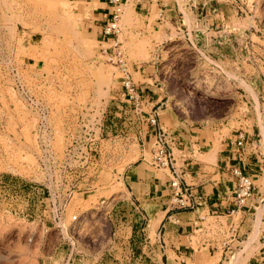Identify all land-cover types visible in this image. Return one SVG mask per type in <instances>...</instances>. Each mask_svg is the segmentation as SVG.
I'll return each instance as SVG.
<instances>
[{
	"label": "rangeland",
	"instance_id": "obj_1",
	"mask_svg": "<svg viewBox=\"0 0 264 264\" xmlns=\"http://www.w3.org/2000/svg\"><path fill=\"white\" fill-rule=\"evenodd\" d=\"M143 4L140 0L108 4L106 11L119 8L120 13L117 31L103 40L90 27V7L83 1L0 0V184H4L0 188V264H61L70 249L65 243L69 237L83 264H93L112 250V230L106 217L97 213L98 200L113 196L117 206H126L125 173L137 165L153 168L147 128L139 136L130 125L126 143L119 131L123 124L114 113L133 110L123 97L125 74L120 61L142 91L140 109L149 113L162 103L157 109L159 126L170 137L185 139L201 133L219 144L239 130H249L254 133L250 150L264 158V84L259 73L264 0H151ZM165 8L166 15L160 16ZM239 80L249 85L256 99ZM19 85L49 111L58 153L74 114L99 110L114 115L118 130L114 140L102 144L99 164L89 180L95 190L74 194L62 230L23 215L25 196L16 179L24 184L39 182L41 177L36 164V116L17 91ZM195 157L213 163L196 151ZM260 200L264 197L254 206L255 223V217L248 216L247 225L236 229L239 239L231 242V253L225 254L220 246L227 237L223 219L208 218L204 228L191 236V245L197 249V242L210 236L217 242L215 253L196 250V259L187 264H249L259 241H264ZM82 212L91 214L90 224L72 231L70 217ZM239 218L234 217L237 228ZM217 220L223 224L219 233L213 229ZM153 225L147 229L153 260L138 264L162 263L159 247H154ZM131 243L138 255L140 246ZM168 258L169 264L176 260L170 253Z\"/></svg>",
	"mask_w": 264,
	"mask_h": 264
},
{
	"label": "built area",
	"instance_id": "obj_2",
	"mask_svg": "<svg viewBox=\"0 0 264 264\" xmlns=\"http://www.w3.org/2000/svg\"><path fill=\"white\" fill-rule=\"evenodd\" d=\"M122 1L108 0L109 4L113 3L116 5H120ZM119 13V8L110 12V20L101 29L103 40L117 31L116 21ZM160 16H162V11H160ZM259 38L263 44L261 45L262 57L260 58L261 69L259 73L264 84V33H260ZM120 64L125 74L122 83L124 89L123 97L126 100L125 102L129 103L133 108L131 112L130 110H117L114 113L117 115L118 120H121V124H123L119 129L123 133V141L125 143L129 142L128 133L132 124L138 129L139 136H141L142 126L143 128L152 129V137L149 142L152 160L150 165L159 170L169 171L171 176L169 182L171 206L176 210L194 208L195 204L190 199V189L187 185L183 184L180 173L175 167L172 151L175 139L170 137L159 126L157 109L162 106V103L156 109L152 107L149 113L143 112L140 109L141 101L144 97L142 91L138 90L129 78V75L125 73L124 63L120 61ZM18 90L23 100H26L25 102L33 109L36 116L34 130L37 147L36 164L41 177L39 182L31 181L24 184H21L16 179V184H18L19 188H23L22 191L25 196L26 209L23 215L24 218H32L33 221L38 218L40 223L45 227L51 226L52 228L62 230L64 228L62 220L74 194H87L95 190L89 185V180L94 176L99 164L102 144L104 141L114 140L113 135L118 130L116 124L113 123L114 115L110 116L109 114L107 116L105 112H100L99 110H85L74 114L72 124L64 131L63 149L58 153L54 149L56 132L50 124L49 111L38 100L24 92L21 85L18 86ZM245 143V132L239 130L237 132L236 145L241 147ZM249 145L252 146V143H249ZM261 159L264 160L263 157ZM142 160L145 159L142 158ZM231 175L235 178L233 189L235 208L230 210V216L251 202L255 194L254 183L251 177L244 174L240 168H232ZM84 181L85 184H83ZM1 185L4 184H0V188L2 189ZM259 203L264 206V200H260ZM97 208V213L106 217L105 220L107 219L112 230L110 248L112 250L117 249L118 251L111 252V250V253H102L93 264H138V262L143 260H153L149 256L151 254L149 252L152 251L149 248L151 240L147 235L146 229L147 216L139 206L129 202L126 206L119 207L114 197L110 196L108 198H100ZM91 219L92 216L88 212L72 215L70 217L71 230L73 231L74 227L78 228L89 225ZM219 222L217 220V223L213 226V229L217 233L222 232L223 224ZM224 225L227 227L225 232L227 237L220 241V246L226 254L231 253L233 250L231 242L239 238L236 236L237 227L232 218L227 224L224 223ZM127 229L129 230V235L127 234ZM118 233L122 234V236H118ZM70 240L71 237L65 239V243L68 244L70 249L64 256L61 264H83L82 256L74 251V242ZM131 241L140 246L141 251L138 255L133 250ZM154 245L158 246L160 250L159 232L155 233ZM204 247L211 246L204 245ZM146 248L148 249L147 252H145Z\"/></svg>",
	"mask_w": 264,
	"mask_h": 264
},
{
	"label": "crops",
	"instance_id": "obj_3",
	"mask_svg": "<svg viewBox=\"0 0 264 264\" xmlns=\"http://www.w3.org/2000/svg\"><path fill=\"white\" fill-rule=\"evenodd\" d=\"M78 1L89 5L92 15L90 27L96 28V38L100 37L102 23L110 15V10L106 11L108 0ZM140 1L144 2L143 7H145V3L148 4L151 0ZM146 10L148 12V8ZM161 11L166 15V8ZM101 38L103 39L102 36ZM243 131L246 143L241 147L236 145L237 135L223 138L219 144H216L214 137L202 136L201 133L190 134L185 139L178 135L174 138L172 151L175 167L180 173L183 184L190 189V199L195 204L192 209L176 210L171 206L169 190L171 176L168 170L154 169V167L139 169L137 165L125 173L124 185L129 193V202L139 206L146 213V229L154 224L155 232L160 233V250L156 249L158 246L154 245V247L161 254V264H169V253L176 257L171 264H187V260H195L196 250L200 249H204L208 255L214 254L215 252L212 251L217 242L213 237L205 236L200 239L197 242V249L191 245V236L204 228L208 218L223 219L227 224L231 218L234 220V217L238 215L240 216L237 228L239 230L247 225L248 216L255 217L253 221L255 223L256 208L254 206L264 197V182L260 183L262 178L264 179V160L249 148V140L254 133L251 134L249 130ZM148 132L150 142L152 129H147L146 133ZM195 151L202 157H210L213 163L197 159ZM234 167L240 168L244 174L251 177L255 194L251 202L230 216V210L235 208L233 199L235 178L231 175V169ZM129 174L131 179H128ZM203 244L211 247H204ZM259 244L257 253L249 258V264H264V241L262 243L259 241Z\"/></svg>",
	"mask_w": 264,
	"mask_h": 264
},
{
	"label": "bare ground",
	"instance_id": "obj_4",
	"mask_svg": "<svg viewBox=\"0 0 264 264\" xmlns=\"http://www.w3.org/2000/svg\"><path fill=\"white\" fill-rule=\"evenodd\" d=\"M236 78V77H235ZM242 84V86H245V88L249 91L250 95L256 99L257 98V94L255 92L252 91V89L249 87V85H247L244 81L239 80ZM256 101V100H255ZM260 113V112H259Z\"/></svg>",
	"mask_w": 264,
	"mask_h": 264
}]
</instances>
